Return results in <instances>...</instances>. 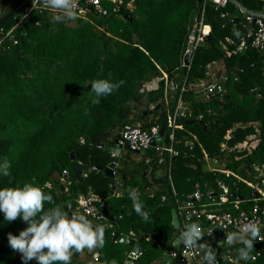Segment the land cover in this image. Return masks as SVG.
Returning <instances> with one entry per match:
<instances>
[{"label": "trees", "instance_id": "trees-1", "mask_svg": "<svg viewBox=\"0 0 264 264\" xmlns=\"http://www.w3.org/2000/svg\"><path fill=\"white\" fill-rule=\"evenodd\" d=\"M4 1L0 0V20L12 11L3 10ZM23 1L18 0L14 8ZM235 3L252 12L263 8L259 0H232L218 10L207 5L203 24L210 27V33L191 55L186 71L184 50L195 21L200 20L203 0H120L118 5L103 4L106 19L87 12L75 21L61 23L52 21L50 11H34L21 25L32 18V27L20 34L17 28L13 31L16 45L5 35L21 20L24 9L0 24V161L11 164V176L0 178V185L35 183L70 212L80 198H99L104 203L100 214L106 213L110 224L116 218V231L122 237L135 242L146 237L141 256L132 264H163L164 253L150 237L157 235L163 245L171 246L182 230L180 224L174 230L171 212L177 215V205L196 191L204 197L202 203L211 204L209 196L219 203V183L223 182L229 188L226 203L209 209L250 214L261 197L247 184L264 181L263 56L247 46V31ZM220 62L227 81L219 72L215 81L224 85L225 93L214 97L201 93L200 83L211 82L208 68ZM97 79L123 84L94 104L90 83ZM155 79H162L159 88L148 92L145 85ZM180 100L188 106L186 120L194 123L175 129L178 156L171 165L169 161L158 165L145 153L130 152L144 156L138 168L130 171L112 157L114 152H107V147L117 149L114 141L125 127L144 132L165 127L164 144L170 145V124ZM228 135L231 139L226 140ZM223 143L245 149L233 155L221 150ZM252 143L256 147L247 148ZM73 152L76 161L90 169L106 168L116 161L114 195L103 172L90 171L78 182L72 179ZM209 163L232 175L209 170ZM64 172L68 181L61 191ZM130 189L137 190L150 223L134 212ZM259 204L264 207V202ZM50 206L46 203L44 207ZM26 227L19 219L4 221L0 213V264H23L21 254L10 248L7 235H18ZM114 234L112 229L105 231L97 261L94 253L84 250L73 255L72 264L113 260L127 264L132 248L113 242ZM240 247L242 241L216 248L217 259L235 264L224 256H235ZM253 255L254 261L239 264H264V240L254 242ZM28 264L37 262L33 259Z\"/></svg>", "mask_w": 264, "mask_h": 264}, {"label": "clouds", "instance_id": "clouds-1", "mask_svg": "<svg viewBox=\"0 0 264 264\" xmlns=\"http://www.w3.org/2000/svg\"><path fill=\"white\" fill-rule=\"evenodd\" d=\"M33 4H38L41 11L52 12V21L56 23L65 20L75 21L79 18L75 0H32ZM236 35L240 34L237 32ZM122 84L123 81L114 83L107 79L92 81L91 92L95 94L92 102L98 104L102 97L111 95ZM155 131L153 129V132ZM227 137L231 139L230 136ZM83 142L81 138V143ZM10 168L11 164L7 160L0 161V178L10 177ZM129 198L134 212L143 221L150 223L149 213L144 210L145 205L136 189L129 190ZM46 203L51 205L47 209L44 207ZM0 213L8 223L19 219L27 225L18 235L11 233L7 235L10 248L21 254L23 264H28L33 259L37 264H72L74 253L87 250L98 257L100 253L97 250L105 245L103 225L96 224L84 212L66 211L64 205L55 203L52 194L32 182H25L22 185L18 183L10 186L0 185ZM187 219L191 220V217ZM262 231H264V221H249L242 228L227 233L226 241L229 246L234 242L242 241V247L238 249L235 258L231 257L235 260V264L256 259L253 255L254 242L264 240ZM204 235L205 230L198 222L185 223L173 243L186 246V249L199 248L203 253L204 264H219L217 254L212 248L206 247L203 243L198 244ZM229 258V255L225 254V261ZM107 264H116V262L113 260Z\"/></svg>", "mask_w": 264, "mask_h": 264}, {"label": "built area", "instance_id": "built-area-1", "mask_svg": "<svg viewBox=\"0 0 264 264\" xmlns=\"http://www.w3.org/2000/svg\"><path fill=\"white\" fill-rule=\"evenodd\" d=\"M119 1L120 0H75L76 11L78 17H84L87 14V9L93 8L94 11L98 12L100 16L107 17L108 12L103 8V4L109 3L112 5H118ZM231 1L232 0H203V8L200 14V20L197 21L195 26L191 29V33L187 38V43L184 50L185 56L194 54V52L199 48L200 44L203 43L208 35V33H205L206 26H204L203 24L205 7L207 5H212L215 10L223 9ZM259 1L263 3V8L260 12L247 11L238 4H235L240 10L245 29L247 31L246 40L250 41V46L263 56L262 63L264 71V0ZM23 9L24 14L21 20L18 21L15 26L10 29L5 35V37H9L10 41L14 45H16L17 42L12 35L13 31L16 28L21 27L22 21L25 20V18H27L34 11L41 12L39 5H32V1L30 2V6H25ZM244 45L245 41L241 43L238 50H241ZM224 80L226 81V79ZM205 93L209 96L214 97L215 95L224 94L225 89L220 84L212 83L205 87ZM170 125L172 126V130L169 136L170 145H165L163 140L162 144L155 147L153 158H155V162L158 165H164L168 163V161L169 165H171L172 161L178 156L177 151L174 149V131L176 129V125L173 121ZM153 129H155L156 131L153 132ZM158 132V128H152L150 132H144L140 129L125 127L119 134L118 143L121 147L127 146L130 152L146 153V151L151 149V142L153 138L158 134ZM242 149L243 148L241 147V145H236L234 147H229L225 143L221 145L222 151L231 153L233 155L239 153ZM112 157H115V155L113 154ZM149 160L147 161V163L150 162ZM214 163H216L215 160L213 161V164ZM261 170V168L256 169V171L260 173ZM211 171L223 173L226 177L232 175L227 171H218L215 169H212ZM112 175H115L114 170L112 172ZM62 176H67L66 172H64ZM169 179L171 182L170 176ZM247 185L261 197V199L255 200L257 204L254 205V209L250 214L240 213L238 215H233L230 213H220L219 210L209 209L211 207L213 208L215 206L225 204L227 201V197L229 196V188L226 186V184L220 182L219 203L215 202V200L213 199L214 196H209L211 204L208 205L202 203L204 197L198 191H196L195 193L190 195L184 203H179L177 205L176 212L180 226H182L183 229L185 223L198 222L205 230L204 236H207V238H211L216 244H221V247H228L229 245L226 241V235L228 232L236 231L237 229L242 228L249 221H264V207H261L259 204L261 202H264V181H262L260 185ZM225 189H227V191H225ZM200 198H203V200L201 201ZM103 205V201H101L97 197H90L88 199L80 198L78 200V205L73 212H84L89 216L90 219L98 221L103 218V215L100 214V208H102ZM189 216L191 217V220L187 219ZM261 235H264V233H261ZM235 244L236 242H234L232 245ZM202 255L203 253L199 248L186 249L185 246L183 249H180L179 252L172 251L169 254V264H204ZM140 256L141 253H139L138 255L131 253L129 255L128 261H136ZM94 260H98V257H96L95 255ZM218 261L219 264H222L219 259ZM229 261L232 262L231 257L229 258Z\"/></svg>", "mask_w": 264, "mask_h": 264}, {"label": "water", "instance_id": "water-1", "mask_svg": "<svg viewBox=\"0 0 264 264\" xmlns=\"http://www.w3.org/2000/svg\"><path fill=\"white\" fill-rule=\"evenodd\" d=\"M31 1L32 0H24L16 9H14L11 13H9L5 18L1 19L0 20V24L4 23L6 20L12 18L17 12L21 11ZM198 2L201 3L202 0H198ZM87 12L90 13V14L95 15L96 17L100 16L99 13L94 11L93 8L87 9ZM103 19H106V17H103ZM233 22H236V19H234ZM33 24H34L33 19L29 18L22 27H19V28L16 29V33H18V34L22 33L28 27H32ZM248 45H250V41H247V46ZM190 59H191V55H186L183 58V65H184V70L185 71L187 70V66L189 65ZM156 109H158V107ZM143 115L145 116L146 112H144ZM174 122L177 125H182V124L183 125H189V124H193L194 123V121H187L186 117L183 116L181 113H176L175 114ZM204 130H205V128H204ZM119 132H120V130H119ZM165 134H166V128L165 127L159 129L158 134L153 138V140L151 142V149L146 151V153H145V155L147 157H154L155 147L157 145L162 144L163 138L165 137ZM118 142H119V135L116 137V139L114 141V144L117 146V149L119 151L130 152L129 148L127 146L121 147ZM117 156H118V152L115 153V157H117ZM70 160H71V163L69 165V168H70V170L72 172V179L74 181L78 182L82 178L83 174H87L90 171L103 172L104 176L107 177L110 180V183H111L110 195H114V191L116 190V184H115V180L113 179L112 172H113V170L115 168L116 161L110 163L106 168L94 167V168L90 169L89 166L82 165V164H80V163H78L76 161V154L74 152L70 155ZM67 181H68V177H66V176H64L61 179V184H62L61 191H63V185L66 184ZM200 200L202 201L203 198H200ZM63 205L65 207V210L68 211L66 204H63ZM95 223L98 224V225H100V224L103 225L105 227V231L107 229H112L115 232L114 237H113V242H118L121 245L130 246L132 248V253L135 254V255H138L139 253H141V250H142L141 242L143 240H145L146 237L141 238L137 242L132 241V240H128L127 238L122 237L120 235V233L116 231L117 230L116 218L113 220V223L110 224L109 217H108V215L106 213L103 214V218L101 220L95 221ZM172 223H173L174 229L175 230H179V221H178V218H177V215H176L175 211H172ZM261 233L263 234L264 231H262ZM150 239L154 240L155 241V247H157L158 249H160L164 253L163 258H162L163 264H169V262H170L169 254L172 251L179 252L180 249H183L185 247L183 245H180L179 243H176V244L172 243L171 246L167 247V246L163 245L158 240V236L157 235L151 236ZM200 241H202L203 243H205L207 246H209L211 248H214V247L221 248V244H216L211 238H207V236H203ZM78 255H79V253H75L74 257H77ZM231 257L235 258L234 255H231Z\"/></svg>", "mask_w": 264, "mask_h": 264}, {"label": "crops", "instance_id": "crops-1", "mask_svg": "<svg viewBox=\"0 0 264 264\" xmlns=\"http://www.w3.org/2000/svg\"><path fill=\"white\" fill-rule=\"evenodd\" d=\"M18 0H5L4 1V5H3V10L4 11H8V10H10V9H12V11L14 10V9H16V8H14L15 7V4H16V2H17ZM132 4H130L129 6H128V8L129 9H132V6H131ZM11 11V12H12ZM10 12V13H11ZM197 23V20L195 21V23H194V25H193V27L195 26V24ZM208 29V30H207ZM210 32V27H208V26H206V29H205V33H209ZM208 36V35H207ZM225 49V48H224ZM227 55L228 56H230V53L229 52H227ZM224 66H223V63L222 62H220V63H215V64H213L211 67H209L208 68V72H207V74L209 75V77L211 78V82H209V83H207V82H202V83H200V87L198 86L197 87V89H199L200 90V92L201 93H204V94H206L205 93V87L206 86H208L209 84H212V83H216V78H217V76H218V72L219 73H221V77H223V81H224V79H227L226 77H225V75H223L224 74ZM165 76V75H164ZM162 79H155V80H153L152 82H150V83H148V84H146L145 85V89L148 91V92H151V91H156L158 88H159V83H160V81H161ZM174 87V86H173ZM212 97V96H211ZM165 99H166V97H165ZM169 103V100H166V104H168ZM133 111L134 112H136L137 111V108L136 107H134L133 108ZM186 111H188V106H187V104H185V103H183L181 100H180V102H179V105H178V110H177V113H181L183 116H185L186 117V114H187V112ZM174 118H175V116H174ZM174 118H173V122H174ZM175 123V122H174ZM176 125V129H181V126H178L177 124H175ZM228 136H230L231 137V135H228ZM228 138V137H227ZM165 139V137L163 138V140ZM190 143H188V145H189ZM256 145H257V143H252L251 145H249V147H247V148H254V147H256ZM243 149H245L244 148V146H241ZM118 152V155L121 157L122 155H123V153H122V151H119L118 149H116V151H114V154L115 153H117ZM124 152V151H123ZM118 157V156H117ZM210 164V163H209ZM211 165V164H210ZM212 166V165H211ZM221 168H223L222 166H221ZM208 169H209V166H208ZM212 169H214L213 168V166L209 169V170H212ZM248 184H250V183H248ZM119 195H117V197H118ZM171 217H172V212H171ZM172 225H173V223H172ZM175 230V229H174ZM238 242H241V241H237L236 243H238ZM209 247V246H208ZM211 248V247H210ZM214 248H217V247H214ZM217 249H219V248H217ZM127 264H132V262H129L128 260H127Z\"/></svg>", "mask_w": 264, "mask_h": 264}, {"label": "rangeland", "instance_id": "rangeland-1", "mask_svg": "<svg viewBox=\"0 0 264 264\" xmlns=\"http://www.w3.org/2000/svg\"><path fill=\"white\" fill-rule=\"evenodd\" d=\"M200 87V86H199ZM200 89V88H199ZM204 98V97H203ZM107 152H114L116 151V148H110V147H107L106 148ZM123 155L120 157L118 155V161L120 164H122L127 170H132L133 168H138L139 166V161L143 159V155L141 154H133V153H130V152H126V151H122ZM212 165V164H211ZM210 164H208L209 166V169L212 167ZM212 250L214 252H217L216 248H212ZM81 259L83 260V257H81Z\"/></svg>", "mask_w": 264, "mask_h": 264}]
</instances>
